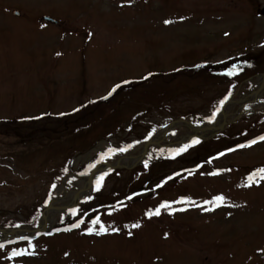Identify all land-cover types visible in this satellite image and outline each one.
Here are the masks:
<instances>
[{"label":"rangeland","instance_id":"obj_1","mask_svg":"<svg viewBox=\"0 0 264 264\" xmlns=\"http://www.w3.org/2000/svg\"><path fill=\"white\" fill-rule=\"evenodd\" d=\"M255 5L0 0V239L39 228L51 203L72 204L93 168L138 156L171 121L213 125L232 96L255 100L264 0ZM46 15L61 28L40 24ZM262 87L240 120L241 103L228 107L230 122L203 146L154 147L144 167L101 175L99 190L96 182L78 206L53 213L48 229L64 232L2 247L0 264H264V179L245 186L264 168V141L238 145L264 133ZM79 109L75 122L86 126L61 124ZM192 133L178 128L166 144ZM218 196L220 206L205 204ZM164 203L171 208L147 215ZM101 225L107 231L97 234Z\"/></svg>","mask_w":264,"mask_h":264},{"label":"water","instance_id":"obj_2","mask_svg":"<svg viewBox=\"0 0 264 264\" xmlns=\"http://www.w3.org/2000/svg\"><path fill=\"white\" fill-rule=\"evenodd\" d=\"M261 15H264V8L261 10ZM45 20H48V21H55L54 19L50 18V17H45L44 18ZM264 83V80L261 82V85L259 86V89H258V92L256 93V96L255 98L257 99L258 96L261 95V92L263 90V85ZM256 99L255 100H249V99H245L243 100V105H242V108L244 109L248 104H252L254 102H256ZM230 104V102H228L225 106V109L228 107V105ZM242 114V112L240 113V115ZM224 119L225 121L220 124V125H215V126H196L186 120H177V121H174L172 122L171 124H169L165 130L162 132L161 136H160V140L159 141H156V140H151L149 142H147L143 149H142V152L140 154V156L138 157V162L136 164H133V165H126V164H123L122 161L124 160V158L120 159L117 163L115 164H107V165H100L98 166L93 172L92 174L88 177V183H87V186L85 188H83L81 191L79 192H76L75 193V196H74V202L75 204L77 205L78 201L85 195L87 194L91 188H92V184L93 182L96 180V177H95V174L98 173V172H108V171H111V170H115V169H119V168H122V169H133L141 164H143V161L148 153V150L150 149V147L152 146H158V145H161L162 141H164L166 139V136L176 127H181V126H185L189 129H192V130H195L196 134L199 133V132H206V131H213V130H216V131H220L222 129L225 128L226 126V116L224 115ZM70 204L68 206H50L45 212H44V222H43V225L39 228V229H36V230H33L31 232H34L35 234L32 235V236H27V237H24V238H18V240H23V239H35V238H38L40 237L41 235L43 234H46L47 231H48V224H49V221H48V218H47V213L50 212V211H53V210H57V209H62V210H66V209H69L73 206H75ZM2 244H5L4 240L0 242V245Z\"/></svg>","mask_w":264,"mask_h":264},{"label":"snow or ice","instance_id":"obj_3","mask_svg":"<svg viewBox=\"0 0 264 264\" xmlns=\"http://www.w3.org/2000/svg\"><path fill=\"white\" fill-rule=\"evenodd\" d=\"M165 23H171V21H166ZM226 75H233L235 74L234 71L230 70L228 71L227 73H225ZM117 88L119 87V85L116 86ZM116 91V88H113L112 92H115ZM112 92L109 93V95L112 94ZM107 97H105L106 99ZM260 141H264V136H261L259 138ZM193 143H199V141H193ZM257 143L256 140H253L251 141L249 144H242V145H239L240 148H244V147H251L253 144ZM186 149H181V151H185ZM220 155H224V153H221ZM103 158V157H102ZM217 173H212V175H216ZM259 177V179H264V168L262 169H259L257 173H253L252 175H250L248 177V183L245 185L246 187H250L252 185V183L256 182V178ZM103 180V177H100V179L97 180V190H99L100 188V185H101V181ZM224 202V197L223 196H218V197H215L214 198V201H205V204H210V203H214L215 206H220L222 203ZM178 203H187V201H178ZM161 208H171V205L168 204V203H164L160 206V208H157L155 211H152V212H149L147 213V215L149 217H152V216H159L161 214V211L160 209ZM185 209H179V211H184ZM206 211H210L212 209H208L206 208L205 209ZM171 214V213H170ZM99 223V218H97L95 221H93V224H98ZM80 226L79 223L75 224L74 227L78 228ZM140 227L139 224H133L132 225V228H138ZM107 229H105L103 227V225H101L100 227V230L97 234H101V233H104L106 232ZM93 232V228H89L88 229V233L91 234ZM131 234V233H130ZM0 247H2V245H0ZM25 254L24 252H13V255H23Z\"/></svg>","mask_w":264,"mask_h":264},{"label":"bare ground","instance_id":"obj_4","mask_svg":"<svg viewBox=\"0 0 264 264\" xmlns=\"http://www.w3.org/2000/svg\"><path fill=\"white\" fill-rule=\"evenodd\" d=\"M261 82V81H260ZM222 122V118H220V120L218 121V124H220ZM200 133H202L205 137H208V136H210L212 133L211 132H200ZM194 135V133L193 134H190L189 136H186V137H184V138H182V139H180V140H178V141H176V142H174V143H169V145L170 146H173V145H180L182 142H184L185 140H187L190 136H193ZM168 143V142H167ZM129 160H135V159H137V155L136 156H132V158H130V157H127ZM83 182H85V180L83 181ZM62 194V193H61ZM53 213H55V211L53 210V211H50V212H48L47 213V218L49 219V221H51V219L53 218Z\"/></svg>","mask_w":264,"mask_h":264},{"label":"trees","instance_id":"obj_5","mask_svg":"<svg viewBox=\"0 0 264 264\" xmlns=\"http://www.w3.org/2000/svg\"><path fill=\"white\" fill-rule=\"evenodd\" d=\"M81 114V113H80ZM77 119H79V122H75L76 121V115L75 114H70V115H68L64 120H62V125H64V126H70V127H72V128H74V126L75 125H77L78 123H80V124H83V123H85V121L82 119H80V117L79 118H77ZM7 126H9V125H7ZM83 126V125H82ZM5 127V126H4ZM69 127V128H70ZM11 130H13V129H11ZM202 144H204V142H202L201 143V146H203ZM221 147V146H220ZM216 150H217V152L218 151H222V148H216ZM205 161H206V159H205ZM204 161V162H205ZM18 188H20V187H17L16 189H18Z\"/></svg>","mask_w":264,"mask_h":264},{"label":"flooded vegetation","instance_id":"obj_6","mask_svg":"<svg viewBox=\"0 0 264 264\" xmlns=\"http://www.w3.org/2000/svg\"><path fill=\"white\" fill-rule=\"evenodd\" d=\"M256 1V0H255ZM255 1H252L251 0V3L253 4V6L255 7V9H256V5H255ZM58 25V24H57ZM61 25V24H60ZM58 27H59V25H58Z\"/></svg>","mask_w":264,"mask_h":264}]
</instances>
